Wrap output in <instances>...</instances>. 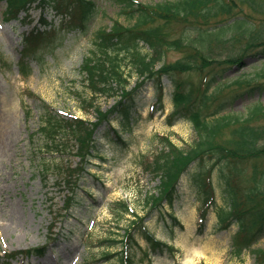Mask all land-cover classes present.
Returning <instances> with one entry per match:
<instances>
[{"label": "rangeland", "instance_id": "obj_1", "mask_svg": "<svg viewBox=\"0 0 264 264\" xmlns=\"http://www.w3.org/2000/svg\"><path fill=\"white\" fill-rule=\"evenodd\" d=\"M137 1L154 5L177 0ZM94 2L100 14L90 30L84 34L63 29L56 33L50 31L46 40L31 52L32 73L25 77L19 63L27 32L43 18L58 28L62 24L51 6L41 12L36 4L30 11V19H24L26 15L22 12L19 21L7 20L4 15L8 5L0 0L1 262L12 252L47 247L44 256L27 259L19 255L10 261L13 264L117 263L118 247L109 245L121 238L135 218L130 214H116L111 205L115 203L116 210V202H124L145 216L146 200L158 192L161 182L155 174L144 170L143 163L161 150L160 136L169 137L179 147L195 139L194 125L189 120L171 116L175 110L174 85L168 79L164 80L166 97L162 108L155 107L157 98L150 82L140 94L143 107L133 115L130 127L124 130L117 121L113 122L111 134L118 132L123 144L109 143L103 138L109 129L99 127L96 132L99 155L87 165L80 162L72 148L59 151L49 148L37 134L31 139V134L41 125L40 109L44 100L63 116L97 121L94 109L86 113L82 108L88 107L83 101L91 99V91L81 65L95 47V33L99 29H109L115 21L124 26L135 21L123 11L124 4L120 0ZM182 29L180 25L175 26L174 36ZM182 54L170 50L166 62L180 59ZM224 56L225 52L220 54ZM258 74L256 82L262 88L254 98L246 95L238 99L235 113H247L257 102L264 106V57L246 58L244 69L234 67L228 73L226 79L246 75L255 79ZM192 80L200 83L197 75H193ZM136 82L137 77H132L130 87ZM235 90L240 91L236 85L231 86L222 95ZM109 94L97 96L96 107L108 110L116 101ZM26 110L31 112L30 117ZM188 181L183 177L173 211L166 205L162 213L154 210L146 218L156 238L173 245L175 250L155 253L140 240L142 249H135L136 261L139 264L149 261L152 264H263L259 255L264 254V237L250 248H241L237 244L238 225L219 230L218 214L213 208L203 227L202 200L189 188ZM217 199L218 205H224L220 189ZM172 213L176 222L170 219ZM147 251L150 257L146 258ZM107 255L112 257L108 259Z\"/></svg>", "mask_w": 264, "mask_h": 264}, {"label": "trees", "instance_id": "obj_2", "mask_svg": "<svg viewBox=\"0 0 264 264\" xmlns=\"http://www.w3.org/2000/svg\"><path fill=\"white\" fill-rule=\"evenodd\" d=\"M3 1L8 5L4 15L7 20L19 21L22 12L26 15L24 19H30V11L36 4L41 12L51 6L62 24L58 28L43 18L27 32L19 63L25 77L32 73L31 52L46 40L50 31L63 29L84 34L100 14L94 0ZM120 1L134 24L124 26L115 21L111 28L99 29L95 33V47L81 65L91 91V99L83 101L88 107L82 108L86 113L94 109L97 121L63 116L44 100L41 125L31 139L37 134L49 148L58 151L72 148L80 162L87 165L99 155L96 138L99 127L109 129L103 136L109 143L123 144L118 132L111 134L113 122L117 121L124 130L130 127L133 115L143 107L140 94L150 82L155 88V107L162 108L166 97L164 80L168 79L174 85L175 110L171 116L189 120L194 125L195 139L179 147L169 137L160 136L161 150L143 163L144 170L155 174L161 182L158 192L146 200L145 216L124 202H116V210L115 203L111 205L116 214L135 218L121 238L109 245L118 247L115 264H139L135 249H142L140 240L155 253L174 251L173 246L156 240L146 218L154 210L162 213L166 205L174 208L183 177H187L189 188L202 200L203 227L214 208L219 230L238 225L237 244L241 248L252 247L264 237V106L257 102L244 114L235 113L234 107L246 95L254 98L262 86L256 82L259 74L255 79L252 75L226 77L234 67L244 69L246 58L264 57V0H177L154 5L137 0ZM179 25L183 29L175 37L173 29ZM170 50L183 54L180 59L166 62ZM223 52L226 56L222 58ZM193 75H197L199 84L193 82ZM134 76L137 82L130 87ZM235 85L240 91L222 95L226 88ZM106 94L116 101L104 111L96 107L95 101L97 96ZM26 113L31 116L29 110ZM219 189L222 206L218 205ZM170 219L176 220L174 213ZM46 248L9 253L4 262L0 259V264H13L10 260L19 255L43 256ZM144 255L150 256L148 251ZM111 257L107 255L108 259ZM259 257L264 264V254Z\"/></svg>", "mask_w": 264, "mask_h": 264}]
</instances>
